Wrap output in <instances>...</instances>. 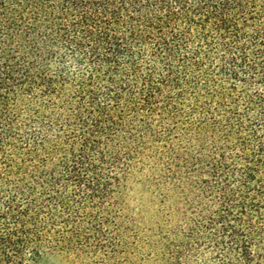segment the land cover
Returning <instances> with one entry per match:
<instances>
[{
    "label": "trees",
    "instance_id": "trees-1",
    "mask_svg": "<svg viewBox=\"0 0 264 264\" xmlns=\"http://www.w3.org/2000/svg\"><path fill=\"white\" fill-rule=\"evenodd\" d=\"M138 256L264 264V0H0V264Z\"/></svg>",
    "mask_w": 264,
    "mask_h": 264
},
{
    "label": "rangeland",
    "instance_id": "rangeland-1",
    "mask_svg": "<svg viewBox=\"0 0 264 264\" xmlns=\"http://www.w3.org/2000/svg\"><path fill=\"white\" fill-rule=\"evenodd\" d=\"M123 202L125 206L124 214L131 219L132 224L130 227L134 230L138 227L145 230L152 229L161 218H164L163 213L157 211L159 205L155 194L152 191H147L142 184H135L134 182L128 195L123 198ZM131 261L133 263L129 264H139V256L131 257ZM45 264L67 263L61 257H52L46 260Z\"/></svg>",
    "mask_w": 264,
    "mask_h": 264
}]
</instances>
